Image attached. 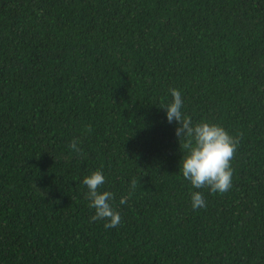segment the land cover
<instances>
[{"label": "trees", "instance_id": "obj_1", "mask_svg": "<svg viewBox=\"0 0 264 264\" xmlns=\"http://www.w3.org/2000/svg\"><path fill=\"white\" fill-rule=\"evenodd\" d=\"M171 88L234 138L226 191L179 173ZM0 264H264V0H0Z\"/></svg>", "mask_w": 264, "mask_h": 264}, {"label": "clouds", "instance_id": "obj_2", "mask_svg": "<svg viewBox=\"0 0 264 264\" xmlns=\"http://www.w3.org/2000/svg\"><path fill=\"white\" fill-rule=\"evenodd\" d=\"M171 99L163 107L164 118L177 126L175 135L184 138V148L187 150L178 162L179 173L193 186L199 189L207 186L209 192H224L231 184L232 169L230 158L236 147L234 138L220 125L208 121L193 122L181 111L182 98L178 89H169ZM69 147L79 151L74 138ZM103 173L97 169L84 175L81 183L86 186L84 197L89 208L93 209L91 220L103 219L106 228L114 227L120 222V214L111 205L112 192L98 191V185L104 182ZM124 202L121 197L120 203ZM190 204L193 209L204 207L205 200L200 191H192Z\"/></svg>", "mask_w": 264, "mask_h": 264}]
</instances>
